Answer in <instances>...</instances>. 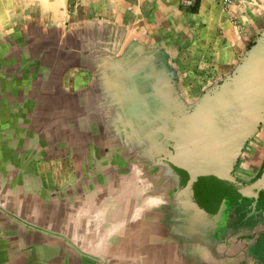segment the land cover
Returning a JSON list of instances; mask_svg holds the SVG:
<instances>
[{
  "label": "crops",
  "instance_id": "crops-1",
  "mask_svg": "<svg viewBox=\"0 0 264 264\" xmlns=\"http://www.w3.org/2000/svg\"><path fill=\"white\" fill-rule=\"evenodd\" d=\"M189 1L0 0V264H264V0Z\"/></svg>",
  "mask_w": 264,
  "mask_h": 264
},
{
  "label": "water",
  "instance_id": "water-1",
  "mask_svg": "<svg viewBox=\"0 0 264 264\" xmlns=\"http://www.w3.org/2000/svg\"><path fill=\"white\" fill-rule=\"evenodd\" d=\"M254 64L251 68L250 73L247 76L241 78L238 84H235V99L240 103V107H237L238 114L235 111L234 124L229 125L232 132L238 126L241 127L245 117L250 120L252 127H256L260 121V115L264 111V38L257 46L255 54H253ZM239 106V105H238ZM245 114V115H243ZM210 130L212 129L215 135L218 133H224V129L218 128V124L211 126L207 122L205 123ZM227 124L224 123V127L227 128ZM229 128V129H230ZM211 130V131H212ZM264 188V182L262 183Z\"/></svg>",
  "mask_w": 264,
  "mask_h": 264
},
{
  "label": "built area",
  "instance_id": "built-area-1",
  "mask_svg": "<svg viewBox=\"0 0 264 264\" xmlns=\"http://www.w3.org/2000/svg\"><path fill=\"white\" fill-rule=\"evenodd\" d=\"M235 0H223V5H224V8H226V10H229L230 7L233 5ZM192 4V1H189L188 2V5H191Z\"/></svg>",
  "mask_w": 264,
  "mask_h": 264
},
{
  "label": "trees",
  "instance_id": "trees-1",
  "mask_svg": "<svg viewBox=\"0 0 264 264\" xmlns=\"http://www.w3.org/2000/svg\"><path fill=\"white\" fill-rule=\"evenodd\" d=\"M191 1H192V4L190 5V10L195 11L198 0H191Z\"/></svg>",
  "mask_w": 264,
  "mask_h": 264
},
{
  "label": "rangeland",
  "instance_id": "rangeland-1",
  "mask_svg": "<svg viewBox=\"0 0 264 264\" xmlns=\"http://www.w3.org/2000/svg\"><path fill=\"white\" fill-rule=\"evenodd\" d=\"M264 207V206H263ZM263 215H264V210H263Z\"/></svg>",
  "mask_w": 264,
  "mask_h": 264
}]
</instances>
